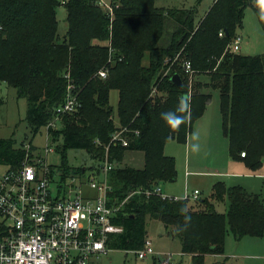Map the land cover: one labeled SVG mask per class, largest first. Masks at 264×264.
<instances>
[{
  "label": "trees",
  "instance_id": "trees-1",
  "mask_svg": "<svg viewBox=\"0 0 264 264\" xmlns=\"http://www.w3.org/2000/svg\"><path fill=\"white\" fill-rule=\"evenodd\" d=\"M201 1L187 9H164L155 0H111V16L99 0H0V83L27 99L26 121L33 137L60 119L58 129L49 133L62 159L60 166L51 167L62 180L96 169L117 130L140 132L128 135V147H110L116 164L109 175L112 205L128 199L114 219L123 232L110 236L111 250L143 249L148 219L173 229L193 264H204L206 255H222L229 233L236 241L264 237L263 196L225 181L215 183L209 197L195 201L145 194L128 198L177 180L176 160L165 154L166 144H187L212 100L209 91L219 93L231 160L252 171L264 163V56L229 49L248 7L264 30V0H215L196 23ZM61 6L68 22L63 39L57 19ZM187 61L196 73L192 85L183 68ZM103 68L108 70L105 79L97 75ZM176 74L181 88L172 81ZM202 75L208 76L205 83L198 80ZM154 87L165 97H152ZM112 91L119 93L117 113L110 104ZM69 93L79 106L58 115ZM181 97L188 98L185 111L177 113L183 122L169 126L160 114L175 110ZM71 150L85 151L91 166H72ZM134 151L144 155L141 169L124 164L126 154ZM25 155L24 146L0 139V165L18 169ZM221 204L226 212L219 210ZM185 215L191 217L187 225Z\"/></svg>",
  "mask_w": 264,
  "mask_h": 264
},
{
  "label": "built area",
  "instance_id": "built-area-1",
  "mask_svg": "<svg viewBox=\"0 0 264 264\" xmlns=\"http://www.w3.org/2000/svg\"><path fill=\"white\" fill-rule=\"evenodd\" d=\"M99 1L112 13L104 0ZM223 35L221 32L220 37ZM242 41V36L237 35L229 45L230 51L239 53ZM183 68L191 78L194 74L191 63L185 62ZM107 72L103 68L97 75L105 79ZM78 106L77 97L69 93L66 103L56 112L71 113ZM59 121L57 118L46 126L47 144L43 151L24 145L26 155L20 167L6 166L7 170L0 174V264H90L93 258L108 254L111 235L123 232L114 219L128 199L112 205L109 175L116 164L110 147H128V135L134 133L138 137L140 132L128 127L117 130L96 169L62 180L59 172L47 163V156L56 153L49 131L58 129ZM241 156L245 157V153ZM86 189H89L87 193ZM135 194L170 198L163 194L160 185L135 191L128 198ZM198 196L199 191H195L185 199L196 200ZM136 254L142 260L156 256L148 239ZM172 258V254L166 255L162 264H171Z\"/></svg>",
  "mask_w": 264,
  "mask_h": 264
},
{
  "label": "rangeland",
  "instance_id": "rangeland-1",
  "mask_svg": "<svg viewBox=\"0 0 264 264\" xmlns=\"http://www.w3.org/2000/svg\"><path fill=\"white\" fill-rule=\"evenodd\" d=\"M112 8L111 0H104ZM214 0H202L198 5V14L196 23L206 15ZM100 5V1H99ZM155 5L160 8H191L197 5V0H155ZM101 6V5H100ZM102 7V6H101ZM108 11L107 7H102ZM109 12V11H108ZM113 16L112 13L109 12ZM66 9L61 6L57 10V19L59 22V36L64 38L68 31ZM238 35H241L240 54L244 56H264V30L251 7L245 10L243 25L238 29ZM228 49V48H227ZM182 65V64H181ZM166 76V75H164ZM196 73L189 77V84L195 81ZM202 83L208 81V76L202 75L198 78ZM212 93V100L208 105V116L206 120L198 125H205L213 118L214 113L220 112V97L217 91ZM15 88L9 87L6 83H0V139H13L16 147L32 146L34 150L43 151L47 144V128H42L39 133L33 137L27 125L26 116L28 102L26 98H19ZM152 97H165V94H159L157 87H154L151 93ZM119 101L118 91H112L110 94V104L117 113ZM211 117V118H210ZM114 118L117 121L116 115ZM201 119V118H200ZM194 126V125H193ZM200 129L197 124L192 128L188 136L187 144H181L177 141H170L166 144V155L176 158L177 180L175 182L161 183L160 186L167 184V189H171L175 194L185 196L192 193L194 189H199L202 197H209L214 183L217 181H227V177H215L211 174L214 168L219 171L231 170L229 162L228 143L223 136L212 135L208 141L203 133V141L195 144V139L199 136ZM192 134V135H191ZM55 148V146H52ZM69 163L74 167L82 165L91 166V159L82 150H71L68 152ZM62 159L59 154H50L47 156V163L51 166H60ZM124 164L141 169L144 167V155L140 151L128 152L125 156ZM189 164V166H188ZM249 169V168H248ZM7 170L5 165H0V174ZM250 170V169H249ZM192 171L202 172L192 173ZM232 171V170H231ZM252 173V171H248ZM264 174V163L258 171ZM241 176L231 180L230 186L248 185V192L260 194L264 198V177ZM60 180V177H57ZM56 181V180H55ZM57 182V181H56ZM243 186V187H244ZM89 189H86L87 193ZM165 191V190H164ZM166 194L167 191H165ZM170 192V190H169ZM165 194V193H164ZM219 210L226 212V206L221 204ZM1 223V220H0ZM148 240L152 241L156 256H149L142 260L138 258L136 251L111 250L108 254L93 258L90 264H162L166 255L172 254L171 264H193L192 255L182 254L180 240L176 237L173 229L167 230L163 223L158 220L148 219L147 221ZM204 264H264V237L252 238L245 237L241 241H236L231 233L227 234L225 241V250L222 255H206Z\"/></svg>",
  "mask_w": 264,
  "mask_h": 264
},
{
  "label": "crops",
  "instance_id": "crops-1",
  "mask_svg": "<svg viewBox=\"0 0 264 264\" xmlns=\"http://www.w3.org/2000/svg\"><path fill=\"white\" fill-rule=\"evenodd\" d=\"M214 2H215V0H214ZM214 2H213V4H214ZM213 6V5H212ZM211 6V7H212ZM210 7V8H211ZM160 8V7H159ZM210 8H209V10H210ZM169 9V8H168ZM208 10V11H209ZM208 108V107H207ZM220 112V111H219ZM208 114V109L205 111V113H204V115L201 117V119H199L197 122H195V124H194V126L197 124V126L200 128V129H198V131H199V136H197V138L195 139V144H196V142H197V140L198 141H203L202 140V138H201V136H203V133H204V135L207 137L206 139L208 140V141H210V139H211V137H212V135H216V137L218 136V134L220 133V135L221 136H223L227 141H225V142H227L228 143V149H229V141H228V139L225 137V135L223 134V130H222V116H221V112L218 114V115H216V113H214V115H213V118L209 121V123H207V124H205V125H198V124H201L200 122H202L203 120H206V118H207V115ZM211 118V117H210ZM193 126V127H194ZM192 135V134H191ZM165 151H166V148H165ZM166 154V153H165ZM171 157H173L174 158V156H171ZM229 158H230V156H229ZM175 160H176V158H175ZM229 162H230V164H231V170H229V169H227V170H225V171H219V169L218 168H214V172H211V174L213 175V176H215V177H223V176H225V177H227V179H228V182L226 181V183H227V185H229L230 186V183H232V179H233V177L234 178H240L241 176H253V174L252 173H254V176L257 178V177H260V178H262V177H264V174L263 173H260V172H258L259 170H257V171H252V170H249L243 163H241V162H234L233 160H231V158H230V160H229ZM188 166H189V164H188ZM247 170L248 171H252V173H250V172H247ZM192 173H200V174H202V172H198V171H192ZM218 182V181H217ZM215 184V183H214ZM248 185L249 184H247V185H241V187H243V188H245L247 191H248V189H247V187H248ZM231 186H233V185H231ZM237 186H240V185H237ZM161 188H162V191H163V194L165 195V196H167V197H170V198H175V199H185V197L186 196H192L193 194H194V192L195 191H199V196H198V198L196 199V200H198L199 198H202V196H201V192H200V190L199 189H194L193 191H192V193H187V189H186V193H185V196H180L179 194L177 195V194H175V192L173 191V190H171V189H169L170 190V192H169V190L167 189V184L166 185H164L163 187L161 186ZM167 191V193L168 194H166V192L165 191ZM252 193H254V192H252ZM191 201H195L194 199H190ZM152 242V241H151ZM181 243V242H180ZM181 247H182V245H181ZM183 254V253H182Z\"/></svg>",
  "mask_w": 264,
  "mask_h": 264
},
{
  "label": "clouds",
  "instance_id": "clouds-1",
  "mask_svg": "<svg viewBox=\"0 0 264 264\" xmlns=\"http://www.w3.org/2000/svg\"><path fill=\"white\" fill-rule=\"evenodd\" d=\"M188 106V98L181 97L179 100V105L175 110H168L161 112V119L169 126H178L183 122L184 117L178 115L177 113L184 112ZM186 211V210H182ZM185 224L187 225L191 221V217L188 215L184 216Z\"/></svg>",
  "mask_w": 264,
  "mask_h": 264
},
{
  "label": "water",
  "instance_id": "water-1",
  "mask_svg": "<svg viewBox=\"0 0 264 264\" xmlns=\"http://www.w3.org/2000/svg\"><path fill=\"white\" fill-rule=\"evenodd\" d=\"M172 81H173V83L176 84L179 88L182 87V80H181V78H180L179 75H177V74L174 75V76L172 77Z\"/></svg>",
  "mask_w": 264,
  "mask_h": 264
}]
</instances>
